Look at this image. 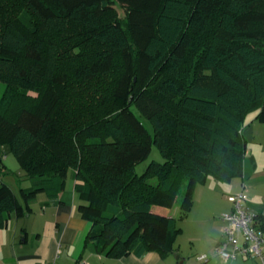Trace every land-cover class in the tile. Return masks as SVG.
<instances>
[{"label":"trees","instance_id":"trees-1","mask_svg":"<svg viewBox=\"0 0 264 264\" xmlns=\"http://www.w3.org/2000/svg\"><path fill=\"white\" fill-rule=\"evenodd\" d=\"M106 77L89 105L84 89ZM0 82V146L31 183L17 195L0 181V229L73 170L87 241L108 258L165 256L195 184L241 174L243 122L264 123V0H0ZM79 112L92 121L73 130ZM151 144L164 161L137 174ZM183 176L179 217L153 212L173 206Z\"/></svg>","mask_w":264,"mask_h":264},{"label":"crops","instance_id":"crops-1","mask_svg":"<svg viewBox=\"0 0 264 264\" xmlns=\"http://www.w3.org/2000/svg\"><path fill=\"white\" fill-rule=\"evenodd\" d=\"M251 117L250 120L254 118V114ZM256 162L262 167L261 170H264V138L260 140L252 135L250 143H246L241 174L224 181L212 176L215 182L221 184L216 185L215 189L213 187V190L208 185L211 175L195 184L187 218L192 213L195 216L199 213V209L204 207L205 197L220 202L221 208L214 214L215 218L207 214L196 220L197 225L200 224L198 221H204L209 226L204 233L191 232L186 235L190 246L184 244V239H179L183 234L181 229L174 250L165 256H160L155 251H147L142 254L130 253L117 259L106 257L103 252L96 249L92 241L86 240L91 222L83 219L77 210L79 200L74 191L73 170H69L65 188L56 198L47 199L40 194L31 202L30 213L21 216L10 215L7 225L0 229V264H74L78 261L86 264H261L257 257H239L224 261L214 254V248L221 236L222 224L218 215L231 208V203L227 199L228 194L237 192L244 184L247 193L246 209L256 214L264 211L262 209L264 203L248 200V193L253 196V190L258 183L256 179L259 168ZM3 164L6 166L4 162ZM259 179L258 181L264 182V177ZM221 188H224L222 195L218 190ZM260 197L264 198V193ZM154 206L160 210L165 208ZM178 209L179 217L180 205ZM153 212L173 216L162 211ZM177 216L173 217L178 218ZM200 254L208 255V260L199 261L197 257Z\"/></svg>","mask_w":264,"mask_h":264},{"label":"rangeland","instance_id":"rangeland-1","mask_svg":"<svg viewBox=\"0 0 264 264\" xmlns=\"http://www.w3.org/2000/svg\"><path fill=\"white\" fill-rule=\"evenodd\" d=\"M117 13L119 14V16L123 17L124 16V11L123 8L120 6H117ZM69 31L73 32L74 28H71ZM112 78L111 77H106L105 78V86L103 88H100L99 93H97L96 95L92 96V91L89 89H84L88 92V95L90 94L87 103L89 105H93L95 103H98L101 99V97L103 96L101 93H103L104 91H106L107 89V85L108 83H111ZM97 85V84H96ZM96 85L93 86L96 87ZM4 89V84L2 82H0V96L3 92ZM106 97V96H105ZM83 103L80 102V107H78V109L80 111H82V106ZM107 109V108H106ZM105 110L102 111H98L96 112L94 115L98 116L101 115L102 113H104ZM253 115V113H249L244 122H243V126H242V134L244 136L245 142L250 143L252 135L257 136L258 139L262 140V138H264V123H261L257 120H255L254 118L250 120V118H252L251 116ZM95 116V117H96ZM73 118H70V120H67V125L74 129L79 128L80 126L82 127L83 125H89L91 123L92 120H90V116H84L81 115V112H79L78 114H74L72 116ZM94 117V116H92ZM96 123V125H94L95 127H97L98 125V119H93ZM144 126L146 127V129L148 130V132L150 134H152V127L150 125V123L146 120H142ZM93 126V125H92ZM253 147V146H252ZM251 149V148H250ZM0 156L3 160V162L6 164L7 166V171L0 177V181L8 184L17 195H19V188H28L30 187L31 183L29 178L26 176L25 172L22 170L19 162L17 161L16 157L14 156V154L10 151L8 145H1L0 146ZM163 162L164 159L159 151V148L155 145V144H151V149L150 152L147 156V158H145L143 161L137 163L135 165V172L137 174H142V172L145 170L146 166L148 163L150 162ZM256 166L259 168L258 169V176H257V185L255 186L253 192L254 195L252 196V194L248 193V200H257L258 202L260 201L261 203H264V198H261L260 195L262 193H264V182L258 181L260 180V177H264L262 175H264V170H261L262 167H260L258 165V162H256ZM216 180H214V178H212V176H209V180H208V185L212 188L213 187L215 189V187H217L216 185H221L220 182H215ZM237 181V180H236ZM149 182L151 183H155L156 180L155 178H151L149 180ZM187 182V177L183 176L181 178V181L179 183L178 188L176 189V198H175V202L173 204V206L168 209V208H164L162 210H160V208H155L156 206L152 205V210L153 211H162L163 213H169L173 216H177L178 211H179V205L181 202V198L185 189V184ZM217 190V189H216ZM220 191V195H222V192L224 190V188L218 189ZM215 191V190H214ZM216 193V191H215ZM218 196V194H216ZM207 199V200H206ZM221 208L220 202L218 203V201H214L212 199H210L209 197H205L204 198V207L199 209V213L195 215H193V213L188 216L185 215L182 218H178L177 219V226L181 227L182 229V236L179 239H184V244L188 247L190 246V243H188V239L185 238L186 235L188 233L191 232H197V233H204V231L206 230L207 226H209V224H206L204 221H198L200 222L199 225L196 224V220L198 218H201V216H205L207 214H210L211 218H215L214 214H216ZM264 209V208H262ZM165 210V211H163ZM196 211V210H195ZM178 217V216H177Z\"/></svg>","mask_w":264,"mask_h":264},{"label":"built area","instance_id":"built-area-1","mask_svg":"<svg viewBox=\"0 0 264 264\" xmlns=\"http://www.w3.org/2000/svg\"><path fill=\"white\" fill-rule=\"evenodd\" d=\"M227 199L231 208L218 215L222 224L221 236L214 254L224 261L257 257L264 264V211L256 214L246 209L247 193L244 184L237 192L228 194ZM197 259L206 262L208 255L200 254ZM74 264L86 263L78 261Z\"/></svg>","mask_w":264,"mask_h":264},{"label":"water","instance_id":"water-1","mask_svg":"<svg viewBox=\"0 0 264 264\" xmlns=\"http://www.w3.org/2000/svg\"><path fill=\"white\" fill-rule=\"evenodd\" d=\"M0 176H1V173H0Z\"/></svg>","mask_w":264,"mask_h":264}]
</instances>
